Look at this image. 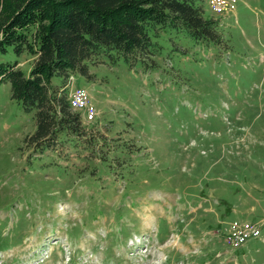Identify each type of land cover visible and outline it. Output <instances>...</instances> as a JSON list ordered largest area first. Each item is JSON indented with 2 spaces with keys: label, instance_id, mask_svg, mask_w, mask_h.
Returning <instances> with one entry per match:
<instances>
[{
  "label": "rangeland",
  "instance_id": "374dc122",
  "mask_svg": "<svg viewBox=\"0 0 264 264\" xmlns=\"http://www.w3.org/2000/svg\"><path fill=\"white\" fill-rule=\"evenodd\" d=\"M202 8L221 45L158 29L144 64L69 78L79 137L25 144L34 113L0 81V264H264V0Z\"/></svg>",
  "mask_w": 264,
  "mask_h": 264
},
{
  "label": "trees",
  "instance_id": "16d2710c",
  "mask_svg": "<svg viewBox=\"0 0 264 264\" xmlns=\"http://www.w3.org/2000/svg\"><path fill=\"white\" fill-rule=\"evenodd\" d=\"M202 2L2 0L0 52L10 47L17 56L24 51L35 56L28 74L16 64H0V81L10 83L11 99L25 113H34L35 131L25 144L37 149L62 133L79 137L83 127L68 99L66 82L73 74L88 79L93 56L122 58L129 69L144 64V58L157 51L152 39L158 29L185 34L197 44L221 45L219 24L205 17ZM31 27L35 32L28 37ZM54 78L61 80L60 86L52 84Z\"/></svg>",
  "mask_w": 264,
  "mask_h": 264
},
{
  "label": "built area",
  "instance_id": "2783aa9c",
  "mask_svg": "<svg viewBox=\"0 0 264 264\" xmlns=\"http://www.w3.org/2000/svg\"><path fill=\"white\" fill-rule=\"evenodd\" d=\"M243 231H245V230H243ZM242 242H243V241H242ZM242 242H241V245L243 244ZM231 244H232V243H231Z\"/></svg>",
  "mask_w": 264,
  "mask_h": 264
}]
</instances>
